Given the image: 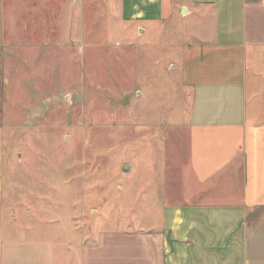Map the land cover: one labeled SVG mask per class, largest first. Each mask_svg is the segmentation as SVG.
I'll use <instances>...</instances> for the list:
<instances>
[{
  "label": "rangeland",
  "instance_id": "374dc122",
  "mask_svg": "<svg viewBox=\"0 0 264 264\" xmlns=\"http://www.w3.org/2000/svg\"><path fill=\"white\" fill-rule=\"evenodd\" d=\"M89 1L0 0L4 198L18 224L160 218L185 189L179 54Z\"/></svg>",
  "mask_w": 264,
  "mask_h": 264
},
{
  "label": "crops",
  "instance_id": "0c3cea01",
  "mask_svg": "<svg viewBox=\"0 0 264 264\" xmlns=\"http://www.w3.org/2000/svg\"><path fill=\"white\" fill-rule=\"evenodd\" d=\"M73 2L76 12L90 5ZM96 4L105 14L114 4L141 38L160 31L154 42L179 54L174 68L190 92L185 189L160 218L18 224L4 198L0 122V264H264V0Z\"/></svg>",
  "mask_w": 264,
  "mask_h": 264
},
{
  "label": "water",
  "instance_id": "95a60500",
  "mask_svg": "<svg viewBox=\"0 0 264 264\" xmlns=\"http://www.w3.org/2000/svg\"><path fill=\"white\" fill-rule=\"evenodd\" d=\"M127 167H128V165H127V164H125V165H124V168H127Z\"/></svg>",
  "mask_w": 264,
  "mask_h": 264
}]
</instances>
